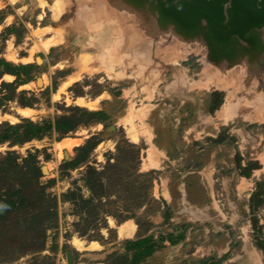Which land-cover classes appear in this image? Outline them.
Segmentation results:
<instances>
[{
	"label": "rangeland",
	"instance_id": "obj_1",
	"mask_svg": "<svg viewBox=\"0 0 264 264\" xmlns=\"http://www.w3.org/2000/svg\"><path fill=\"white\" fill-rule=\"evenodd\" d=\"M15 1L0 0V165L22 180L37 157L45 197L0 209V264H264V173L250 172L264 123L231 111L240 70L260 83L264 49L241 41L214 59L202 33L162 23L150 0H58V20L41 0ZM26 118L39 136L25 140L37 130L22 132ZM69 138L81 142L61 146ZM128 220L135 230L121 235Z\"/></svg>",
	"mask_w": 264,
	"mask_h": 264
},
{
	"label": "water",
	"instance_id": "obj_2",
	"mask_svg": "<svg viewBox=\"0 0 264 264\" xmlns=\"http://www.w3.org/2000/svg\"><path fill=\"white\" fill-rule=\"evenodd\" d=\"M150 1L162 23L175 24L186 34L202 33L214 59L224 54L233 58L237 53L234 45L241 41L264 49V0ZM249 50L250 47H243L240 51Z\"/></svg>",
	"mask_w": 264,
	"mask_h": 264
},
{
	"label": "trees",
	"instance_id": "obj_3",
	"mask_svg": "<svg viewBox=\"0 0 264 264\" xmlns=\"http://www.w3.org/2000/svg\"><path fill=\"white\" fill-rule=\"evenodd\" d=\"M5 63L6 65L9 64V62L5 59L0 60V64ZM24 66V65H21ZM4 71L12 72L17 74V79L15 80V84H20L21 82L25 81V79L20 78V72L18 69H8L4 68ZM4 83H6L4 81ZM24 105H29L31 102H22ZM24 121H27L28 124L31 126L28 127V129H25V131H30V128H35L37 129L36 131L30 132L27 135H25V140L31 139L35 136H39L42 132L40 131V128L42 127V123L34 121L32 119L26 118ZM23 122L16 124V126H22ZM12 125V124H10ZM76 125H71L67 126V128H64V132L71 130L75 127ZM63 130V128H61ZM41 132V133H40ZM1 160V158H0ZM19 167H21L20 163L17 162ZM33 172L29 174V170L24 173V176L22 180H17L12 178V181H9V170L6 165H0V191L4 190L5 188L8 190V193H1L0 195V209L6 208V211H16L17 209H22V207L25 206H31L33 204H38L42 200H44L45 197V191L42 189L43 184L40 182V176H41V168L38 164L37 157H35V161L33 166H30ZM19 174V173H18ZM20 176V175H19ZM43 210V209H41ZM39 208V212L41 211ZM37 213V211H36ZM31 215V214H30ZM27 215L28 219L29 216ZM37 215H31L30 220H33V217ZM34 228V226H33ZM30 230H32L30 228Z\"/></svg>",
	"mask_w": 264,
	"mask_h": 264
},
{
	"label": "bare ground",
	"instance_id": "obj_4",
	"mask_svg": "<svg viewBox=\"0 0 264 264\" xmlns=\"http://www.w3.org/2000/svg\"><path fill=\"white\" fill-rule=\"evenodd\" d=\"M17 1V0H16ZM15 1V2H16ZM86 1V0H85ZM105 1V0H104ZM115 1H117V0H115ZM115 1H113V2H115ZM86 3V2H85ZM118 3V2H117ZM41 4L42 5H46V6H48L52 11H53V17H54V19L55 20H58L59 18H60V16H61V14H62V8H63V5L58 1V0H55L53 3H49L47 0H41ZM85 4H83V6H84ZM2 6V3L0 2V7ZM82 6V7H83ZM108 6V5H107ZM119 6V5H118ZM87 7V6H86ZM129 7V6H128ZM127 7V8H128ZM88 8V7H87ZM130 8V7H129ZM19 9V8H18ZM83 9H85V8H83ZM111 11V10H110ZM90 12V11H89ZM44 13V12H43ZM146 13V12H145ZM141 15H142V13H141ZM40 17V16H39ZM95 18V17H94ZM120 18V17H119ZM122 18V17H121ZM124 18V17H123ZM99 19V18H98ZM148 19V18H147ZM91 21H93V20H91ZM151 21V20H150ZM100 22V21H99ZM85 24H86V22H85ZM97 24H99L98 22H97ZM108 24V23H107ZM42 25V24H41ZM44 27V26H43ZM109 27V26H108ZM134 27V26H133ZM200 27V25L198 26V28ZM130 28V27H129ZM127 29V28H126ZM137 29V28H136ZM50 30V27H45V28H43L41 31H39V33L40 32H46V31H49ZM60 30V29H59ZM111 30V29H110ZM116 30V29H115ZM114 30V31H115ZM124 30V29H123ZM33 31V30H32ZM61 31V30H60ZM64 31V30H63ZM112 31V30H111ZM117 31V30H116ZM137 31V30H136ZM62 32V31H61ZM35 33V32H34ZM126 33V32H125ZM103 35V34H102ZM115 35V34H114ZM116 36V35H115ZM121 36V35H120ZM127 36V35H126ZM125 36V37H126ZM135 36V35H134ZM137 36V35H136ZM198 36V35H197ZM142 37V36H141ZM139 38V39H141V41H142V38ZM118 38V37H117ZM46 39V38H45ZM138 38H137V40H139ZM122 40V39H121ZM124 40H126L125 38H124ZM136 40V41H137ZM62 41V35H61V33L59 32V35H57V36H50V37H48V39L46 40V41H44L43 42V45L45 46V47H49V46H51V45H55V44H58L59 42H61ZM12 42V41H11ZM40 42V41H39ZM42 42V41H41ZM35 43H36V41H35ZM119 43V42H118ZM122 43V42H121ZM125 43V42H124ZM127 46H128V44H126ZM127 46H126V48H127ZM123 47V46H122ZM142 49V48H141ZM33 50V49H32ZM109 51V50H108ZM124 51H125V48H124ZM13 52V51H12ZM33 52V51H32ZM90 52V51H89ZM128 52V51H127ZM123 53V52H122ZM30 54H33V53H30ZM29 54V55H30ZM110 55V54H109ZM120 55H122V54H120ZM119 55V56H120ZM11 56L13 57V58H16V56H17V54L16 53H11ZM113 56V55H112ZM118 56V57H119ZM124 56H126V55H124ZM21 58V57H20ZM122 58V57H121ZM22 59V58H21ZM139 59V58H138ZM14 60V59H13ZM80 60V59H79ZM121 60V59H120ZM123 60V59H122ZM147 60V59H146ZM118 61V60H117ZM142 61V60H141ZM251 61V60H250ZM62 63V62H61ZM91 63H93V62H91ZM95 64V63H94ZM93 64V65H94ZM91 66H92V64H91ZM77 67V66H76ZM93 69H94V67H93ZM83 70V69H82ZM83 72H85V71H83ZM88 73V72H87ZM69 75V74H68ZM6 76V75H5ZM76 76V75H75ZM13 77H14V75H13ZM43 77V76H42ZM45 77V76H44ZM6 78V77H5ZM11 78V77H10ZM9 78V79H10ZM46 78V77H45ZM42 79V78H41ZM45 80V79H44ZM220 81V80H219ZM223 81V80H222ZM226 81V80H225ZM228 82V81H227ZM44 83V82H43ZM64 83V82H63ZM71 83V82H70ZM31 84H33V83H31ZM28 85V84H27ZM27 85H24V86H27ZM69 85V84H68ZM23 86V85H22ZM227 88V87H226ZM65 89V88H64ZM79 100L80 101H82L83 103H85V104H87L88 106L89 105H91L92 104V102L91 101H88L87 99L85 100L83 97H81L80 96V98H79ZM99 100V99H98ZM78 103V102H77ZM96 103V102H95ZM230 103V102H229ZM95 105V104H94ZM250 105V104H249ZM230 106V105H229ZM91 107V106H90ZM19 108V107H18ZM18 108H17V110H18ZM222 110V109H221ZM226 110V109H225ZM35 112H36V110L34 109V108H32V107H29V106H26V107H20V109H19V113H21L22 115H25V116H33V114H35ZM129 114H132V113H129ZM142 115H143V113H142ZM6 116H11V118H12V120L13 121H15V120H17L18 118H16V117H14L13 115H6ZM129 116H131V115H129ZM126 117V116H125ZM1 118V117H0ZM3 118H5L4 116H3ZM145 118V117H144ZM2 119V118H1ZM145 126V125H144ZM142 128V127H141ZM144 128V127H143ZM127 130V129H126ZM140 131V130H139ZM145 138L148 140V141H150V139H151V137H152V134H151V132L149 131H146L145 130ZM140 136H141V134H140V132H138V130H132L131 131V137H132V139L133 140H135V141H137V140H139V138H140ZM82 139V138H81ZM79 142H81L80 141V139H78V138H69V139H66L65 141H63L62 143H60L61 144V146L62 145H68V146H72V145H74V144H77V143H79ZM66 147V146H65ZM151 151H152V149H151ZM151 151H148V152H151ZM59 152V151H58ZM61 152V151H60ZM59 154V153H58ZM61 157V156H60ZM148 161H150V160H148ZM152 163H154L153 161H152ZM50 164V163H49ZM144 164V163H143ZM145 164H146V161H145ZM151 166L153 165V164H150ZM147 166V165H146ZM145 166V167H146ZM49 167H50V165H49ZM148 167H149V164H148ZM147 167V168H148ZM156 167V166H155ZM50 169V168H49ZM52 169V168H51ZM169 196V195H168ZM129 221V220H128ZM110 223L111 224H115V221H114V219L113 218H110ZM116 225H117V223H116ZM135 227H136V225L131 221H129V222H127V221H125V223H123V224H121L120 226H119V232H120V234L121 235H126V236H128V235H131L133 232H134V230H135ZM134 235V234H133ZM85 239H80V238H76V239H74V244H75V246L78 248V249H80V250H85V248H89L90 246H93V245H97L95 242H92L90 245L89 244H87V242H85L84 241ZM73 241V240H72ZM98 242V241H97ZM89 246V247H88ZM101 246V245H100ZM98 248V247H97Z\"/></svg>",
	"mask_w": 264,
	"mask_h": 264
},
{
	"label": "crops",
	"instance_id": "obj_5",
	"mask_svg": "<svg viewBox=\"0 0 264 264\" xmlns=\"http://www.w3.org/2000/svg\"><path fill=\"white\" fill-rule=\"evenodd\" d=\"M256 62L260 63V70L258 73H263V76L261 77L260 83L257 86V78L255 75L256 72L251 71L252 74L254 73L255 76H249V78H247L245 75V71H241L240 70V79L243 78V81L240 83L241 87H239V100L237 101H233V108H232V114L235 116L239 115L241 117H243L242 119H246V117H251L253 119H255L254 121H260L261 123H264V106L262 107L261 104H259V102L257 101H261L264 99V67H262V65H264V61L262 59H258V57H255ZM263 68V69H262ZM250 74V72H249ZM247 79V80H246ZM224 104L225 105V101L221 103V105ZM250 104V105H249ZM220 105V110L223 109L221 108L222 106ZM219 110V107L218 109ZM225 111H228L227 109ZM230 111V110H229ZM230 113V112H229ZM230 116V115H228ZM253 153V152H252ZM250 159L252 160H257V165L251 167V171L253 172V174H255V172L257 170L263 171L264 173V161H262L260 159V156H254L251 157ZM254 160V161H255Z\"/></svg>",
	"mask_w": 264,
	"mask_h": 264
},
{
	"label": "flooded vegetation",
	"instance_id": "obj_6",
	"mask_svg": "<svg viewBox=\"0 0 264 264\" xmlns=\"http://www.w3.org/2000/svg\"><path fill=\"white\" fill-rule=\"evenodd\" d=\"M255 48H258V46H257V47H255Z\"/></svg>",
	"mask_w": 264,
	"mask_h": 264
}]
</instances>
